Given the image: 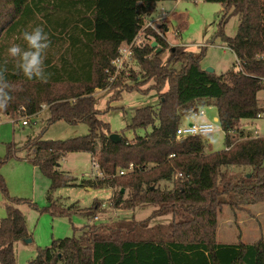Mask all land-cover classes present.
<instances>
[{"label": "trees", "instance_id": "1", "mask_svg": "<svg viewBox=\"0 0 264 264\" xmlns=\"http://www.w3.org/2000/svg\"><path fill=\"white\" fill-rule=\"evenodd\" d=\"M166 1L178 0H0V39L42 25L50 41L44 53L46 80L27 79L13 58L0 56V73L11 95L0 115L34 118L46 104L47 127L60 121L88 127L87 135L64 141L45 140L43 131L19 149L32 155L31 163L51 181L44 208L10 197L0 175L7 213L0 220L1 264H17L15 245L30 238L21 205L53 217L78 213L95 219L103 210L97 200L87 210H76L55 199V191L75 185V178L57 168L63 157L77 152L89 153L103 176L81 186L117 188L109 201L112 209L154 210L148 220L92 224L77 237L53 240L29 264H264V240L250 245L216 240L225 205L242 209L264 204V137H252L240 128L242 121L264 114L258 100L264 90V0H205L225 8L215 39L236 57V64L220 75L202 68L206 47L195 55L185 46L169 47L164 36L144 29L145 19ZM232 16L239 18V26L236 35L228 37L223 25ZM141 34L144 41L153 40L134 44L132 57L140 71L115 74L112 62L120 48L135 43ZM150 82L149 89L141 90ZM97 89L111 90L113 100L125 91L156 92L158 105L137 109L126 127L133 132L151 127V132L133 141L120 135V141L113 142L110 125L95 107ZM204 99L215 100L226 134L225 150L209 154L210 136H176ZM11 147L0 167L16 155ZM232 166L251 172L240 176L225 170ZM120 171L128 172L117 176ZM225 196L235 197L227 203ZM168 215L172 220L167 225L150 226L151 219Z\"/></svg>", "mask_w": 264, "mask_h": 264}, {"label": "rangeland", "instance_id": "2", "mask_svg": "<svg viewBox=\"0 0 264 264\" xmlns=\"http://www.w3.org/2000/svg\"><path fill=\"white\" fill-rule=\"evenodd\" d=\"M157 8L150 18L145 19V26L148 22H153L166 38L169 47L185 46L187 51L195 55H199L202 48L206 47L205 57L201 63L202 68L205 70L212 68L217 75L226 72L236 64L234 53L219 38L215 39L225 14V8L222 5L209 3L205 0H178L161 2ZM162 11L167 16L162 15ZM238 26L239 18L237 16L228 17L223 25V31L226 36L234 37ZM166 28H168L167 33H165ZM142 35L136 40L135 45L140 46L141 41L142 43H152L153 39L149 38L148 41H144ZM211 41L214 44H210ZM10 42L21 45L23 43L17 37L10 40L3 38L0 41V56L9 57L6 49ZM168 56L167 52L163 57L164 62L167 61ZM122 69L127 76L131 69L136 72L140 71L133 61V57L124 60ZM152 84V82L148 83L141 87V90L149 89ZM94 98L95 107L101 112L100 119L110 125L112 134L122 135L133 141L137 136L143 137L151 132V127L147 130L139 129L136 132L129 131L126 127L131 123L137 109L158 105L159 95L156 92L149 91L143 94L138 91H125L119 100H113L111 90L97 89ZM258 100L260 107L264 109V90L258 94ZM47 107L44 104L38 116L29 118L28 126L21 125V120L27 116L16 117L15 123L8 117L0 119V161L8 156L10 146H12V150L16 151V155L10 157L0 167V175L5 180L7 191L10 197L32 202L37 204L40 209L47 205V192L50 189L51 181L31 163L33 156L27 157L28 153L19 149L28 139L39 136L43 131V139L48 141H64L88 134V127L85 124L70 125L60 121L47 127ZM199 107L205 111V120L216 125V130L209 137L206 153L225 150L226 134L220 124L213 121V116L217 115L215 100L204 99ZM21 111L23 110L21 109ZM262 115L256 120L242 121L240 128L247 135L264 137V114ZM92 160L93 158L86 152L69 153L63 157L57 169L60 173L75 178V185L58 189L54 196L59 205L73 207L76 210H87L96 200L106 203L107 208L97 214L100 220L94 221L92 217L78 213L72 214L70 217H53L48 213H40L32 209L27 203L21 205L20 210L25 217L30 235L27 240H31V242L24 240L15 245L17 264H29L30 261L36 259L39 250L51 246L53 240L77 237L88 225H98L107 221L148 220L150 213L154 210L151 206L136 208L133 213L132 210L112 209L109 206V201L115 195L117 188L87 190L86 188L90 187L81 186L85 180L96 179L93 177L95 171ZM225 170L240 176L251 172L249 168L236 166ZM127 194L128 191L125 195L127 196ZM233 197L235 196H225L224 200L229 203ZM4 205V196L0 192V220L7 215ZM171 220L170 215L162 216L151 219L149 224L150 226L167 225ZM216 240L219 244L243 243L248 245L264 240V204L243 206L242 209H232L228 204L225 205L218 216Z\"/></svg>", "mask_w": 264, "mask_h": 264}, {"label": "clouds", "instance_id": "3", "mask_svg": "<svg viewBox=\"0 0 264 264\" xmlns=\"http://www.w3.org/2000/svg\"><path fill=\"white\" fill-rule=\"evenodd\" d=\"M17 39H22L24 45L10 42L6 51L15 61V68L29 80H46L44 68V53L49 47V36L42 25L28 26L19 32ZM11 99L10 85L0 73V110L7 107Z\"/></svg>", "mask_w": 264, "mask_h": 264}, {"label": "built area", "instance_id": "4", "mask_svg": "<svg viewBox=\"0 0 264 264\" xmlns=\"http://www.w3.org/2000/svg\"><path fill=\"white\" fill-rule=\"evenodd\" d=\"M150 28L154 30L157 33H160L159 30L155 27L153 22H148L144 29ZM161 34V33H160ZM162 35V34H161ZM163 36V35H162ZM133 48H134V43L129 44V45H123L120 50H119V57H117L113 62L112 65L115 67V74L121 72L123 69V64L125 59L132 58L133 56ZM115 77L112 78L114 80ZM24 110V109H22ZM204 111L203 110H197L193 113V116L198 118L204 116ZM28 119L29 117H24L23 120H21L22 125L26 126L28 124ZM13 123L16 122V120H12ZM216 130V125L212 122H192L189 124H182L179 126V128L176 131V136L178 139L180 138H187L191 136H210L214 131ZM92 166L93 170L95 173L93 174L94 178H103L101 172L99 171V163L93 159L92 160ZM133 168V166H130V170ZM99 173H96V172ZM128 171H120L118 172L117 176H124ZM102 207L104 208L105 205L103 204ZM96 219V218H95Z\"/></svg>", "mask_w": 264, "mask_h": 264}, {"label": "crops", "instance_id": "5", "mask_svg": "<svg viewBox=\"0 0 264 264\" xmlns=\"http://www.w3.org/2000/svg\"><path fill=\"white\" fill-rule=\"evenodd\" d=\"M160 9H161V8H160ZM162 9H163V8H162ZM163 10H164V9H163ZM161 14L164 15V16H167V15L164 13V11H162ZM162 15H161V16H162ZM167 31H168V28L165 29V33H167ZM164 38H165V37H164ZM165 39H166V38H165ZM166 41H167V40H166ZM201 103H202V101L197 103V106H196L197 109H196V111H197V110H203V108H200V107H199V105H200ZM203 111H204V110H203ZM204 113H205V111H204ZM262 116H263V115H262ZM262 116H261V117H262ZM2 117H5V116H1V115H0V119H1ZM261 117H260V118H261ZM205 119H206V114H204V116H202V117H198V118H196V117L193 116V114H192V112H191V114H190L189 116H187L186 119L183 120V123H182V124L184 125V124H186V123H192V122H208V121L205 120ZM213 121L219 123V119H218V116H217V115H214V116H213ZM21 125H22V122H21ZM28 125H29V120H28V124H27L26 126H28ZM22 126H24V125H22ZM242 131L245 132L243 129H242ZM245 134H246V133H245ZM248 135H251V134H248ZM251 136H252V137H257V136H253V135H251ZM30 139H31V138H30ZM28 140H29V139H28ZM28 140H27V141H28ZM27 141H26V142H27ZM27 157H28V156H27ZM29 157H30V156H29ZM25 158H26V157H25ZM23 159H24V158H23ZM58 168H59V167H58ZM85 188H86V187H85ZM86 189H87V190H91V188H86ZM102 204L105 205V207H104V208L102 207V209H103V210L106 209V208H107L106 203H102ZM144 207H147V206H142V207H139V208H144ZM137 209H138V208H137ZM135 210H136V209H135ZM135 210H132L131 212L133 213ZM152 212H153V211H152ZM152 212H151V213H152ZM151 213H150V215H151ZM150 215H149V216H150ZM149 216H148V217H149ZM148 217H147V218H148ZM107 219H109V218H107ZM95 220H96V221H97V220H100V218L97 216L96 219H94V221H95Z\"/></svg>", "mask_w": 264, "mask_h": 264}, {"label": "water", "instance_id": "6", "mask_svg": "<svg viewBox=\"0 0 264 264\" xmlns=\"http://www.w3.org/2000/svg\"><path fill=\"white\" fill-rule=\"evenodd\" d=\"M156 46H157V43L154 42L152 44V47L155 48ZM206 71L209 72V73H214V70L212 68H207ZM110 139L113 142L118 143L120 141V136L118 134H111L110 135ZM26 242H31V240H26Z\"/></svg>", "mask_w": 264, "mask_h": 264}]
</instances>
